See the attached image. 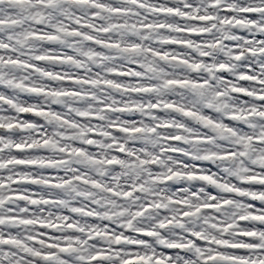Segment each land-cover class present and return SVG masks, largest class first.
I'll use <instances>...</instances> for the list:
<instances>
[{"label": "snow or ice", "instance_id": "snow-or-ice-1", "mask_svg": "<svg viewBox=\"0 0 264 264\" xmlns=\"http://www.w3.org/2000/svg\"><path fill=\"white\" fill-rule=\"evenodd\" d=\"M0 264H264V0H0Z\"/></svg>", "mask_w": 264, "mask_h": 264}]
</instances>
